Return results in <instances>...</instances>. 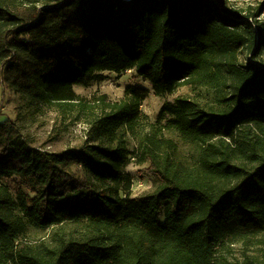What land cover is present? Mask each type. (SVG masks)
Instances as JSON below:
<instances>
[{"label": "trees", "instance_id": "1", "mask_svg": "<svg viewBox=\"0 0 264 264\" xmlns=\"http://www.w3.org/2000/svg\"><path fill=\"white\" fill-rule=\"evenodd\" d=\"M259 10L243 15L226 0H0V84L29 105L85 108L97 143L42 152L0 122V264H236L221 249L264 234ZM126 71L156 96L181 86L198 96L161 114L199 155L188 162L172 139L143 135L138 163L153 189L132 198L119 131L139 122L147 91L92 107L73 90ZM67 225L81 232L66 235ZM29 226L53 233L18 245Z\"/></svg>", "mask_w": 264, "mask_h": 264}, {"label": "rangeland", "instance_id": "2", "mask_svg": "<svg viewBox=\"0 0 264 264\" xmlns=\"http://www.w3.org/2000/svg\"><path fill=\"white\" fill-rule=\"evenodd\" d=\"M228 5L240 11L243 15L256 13V20L264 22V0H226ZM245 54L240 56L244 59ZM264 57V56H263ZM250 57L247 56V60ZM142 88L147 96L140 106V120L132 129L119 131L128 150V160L122 168L123 175L131 179L129 196L137 197L153 189L151 177L145 173L148 164L138 163V144L143 135L154 134L162 138L172 139L182 151V158L193 162L199 155L197 148L183 145L176 132L169 128V115L161 114V108L166 103H174L177 97L198 99V96L187 86H181L172 94L156 96L152 85L138 77L133 71L120 74L102 72L91 76L89 80L73 88L77 103H86L92 107L105 103H118L126 98L129 89ZM93 110V109H92ZM94 113H100L94 109ZM8 120L15 124L28 145L47 153H62L68 149H82L87 145H96L91 131L92 117L85 108L77 107L73 111H63L49 105H29V103L15 94L11 89L0 84V122ZM76 174L83 176L81 168L71 166ZM90 180V177L85 174ZM12 191L16 187V180L5 181ZM66 235H78L81 228L77 225H67ZM53 229L40 230L29 226L26 237L18 245H34L43 240L48 241ZM229 262L236 264H262L264 262V234L255 235L250 240H242L226 244L221 249Z\"/></svg>", "mask_w": 264, "mask_h": 264}]
</instances>
